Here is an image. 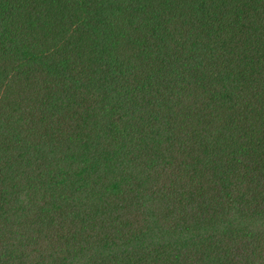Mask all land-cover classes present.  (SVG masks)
Masks as SVG:
<instances>
[{
	"label": "trees",
	"instance_id": "trees-1",
	"mask_svg": "<svg viewBox=\"0 0 264 264\" xmlns=\"http://www.w3.org/2000/svg\"><path fill=\"white\" fill-rule=\"evenodd\" d=\"M0 264H264V0H0Z\"/></svg>",
	"mask_w": 264,
	"mask_h": 264
}]
</instances>
